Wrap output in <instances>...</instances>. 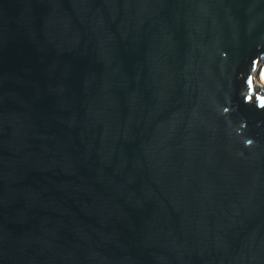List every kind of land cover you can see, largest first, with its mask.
<instances>
[{"label": "water", "instance_id": "water-1", "mask_svg": "<svg viewBox=\"0 0 264 264\" xmlns=\"http://www.w3.org/2000/svg\"><path fill=\"white\" fill-rule=\"evenodd\" d=\"M264 0H0V264H264Z\"/></svg>", "mask_w": 264, "mask_h": 264}, {"label": "bare ground", "instance_id": "bare-ground-1", "mask_svg": "<svg viewBox=\"0 0 264 264\" xmlns=\"http://www.w3.org/2000/svg\"><path fill=\"white\" fill-rule=\"evenodd\" d=\"M256 81L259 83L262 88H264V68L262 69V72L258 75Z\"/></svg>", "mask_w": 264, "mask_h": 264}, {"label": "rangeland", "instance_id": "rangeland-1", "mask_svg": "<svg viewBox=\"0 0 264 264\" xmlns=\"http://www.w3.org/2000/svg\"><path fill=\"white\" fill-rule=\"evenodd\" d=\"M257 82V81H256ZM257 84H259L258 82H257Z\"/></svg>", "mask_w": 264, "mask_h": 264}]
</instances>
